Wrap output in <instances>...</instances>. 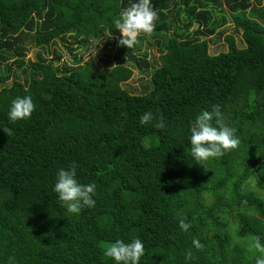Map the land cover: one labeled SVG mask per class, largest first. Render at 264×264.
Here are the masks:
<instances>
[{
  "label": "trees",
  "instance_id": "16d2710c",
  "mask_svg": "<svg viewBox=\"0 0 264 264\" xmlns=\"http://www.w3.org/2000/svg\"><path fill=\"white\" fill-rule=\"evenodd\" d=\"M134 2L0 0V264H116L103 246L134 238L145 244L141 264H256L261 255L263 0H151L155 28L128 48L116 22ZM229 20L245 46L226 34ZM204 36L228 49L212 54ZM135 70L150 74L140 94L123 87ZM25 95L31 118L10 122L12 100ZM215 105L240 143L201 165L190 125ZM147 111L167 127L142 126ZM73 164L80 183L96 184V206L79 214L53 191Z\"/></svg>",
  "mask_w": 264,
  "mask_h": 264
},
{
  "label": "clouds",
  "instance_id": "9594fccd",
  "mask_svg": "<svg viewBox=\"0 0 264 264\" xmlns=\"http://www.w3.org/2000/svg\"><path fill=\"white\" fill-rule=\"evenodd\" d=\"M157 20L158 14L151 0H136L116 22V28L121 34L119 45L132 48L141 34L149 35L153 32ZM34 110L35 105L31 96L16 97L11 102L8 120L15 123L30 119ZM140 124L142 126L151 124L158 129L167 127L164 118L157 117L151 111L142 114ZM3 130L7 134L11 133L10 128ZM190 133V154L196 163L201 165H205L211 158L223 155L226 150L236 149L240 143L236 129L224 122L219 105L213 106L211 111H201L191 122ZM77 175L75 164L67 169L61 168L57 172L53 186L60 206L73 214H79L84 208L96 206L94 199L96 184H82L77 179ZM179 227L187 231L191 225L185 220H180ZM193 245L197 249L203 247L199 240H193ZM256 248L261 253L256 259V264H264V247L257 244ZM103 251L104 256L111 258L116 264H141L142 257L146 254L145 244L140 238H134L130 242L122 239L108 242L103 246Z\"/></svg>",
  "mask_w": 264,
  "mask_h": 264
},
{
  "label": "rangeland",
  "instance_id": "374dc122",
  "mask_svg": "<svg viewBox=\"0 0 264 264\" xmlns=\"http://www.w3.org/2000/svg\"><path fill=\"white\" fill-rule=\"evenodd\" d=\"M264 5V0L261 4V6ZM228 9V6L226 5L224 7V9ZM249 14V13H248ZM261 21H264V17L260 18ZM223 29H226L227 33H232L234 34V37L236 39V42L238 44V46L243 47L245 46V42L244 39L241 37V33H236L235 29H234V24L232 22V20H229V22L223 26ZM204 39L210 41V52L212 54H218L222 51H226L228 49V45L226 43V41L224 40V38H220V40H218V38H214L213 36H204ZM214 39V41H212ZM60 42L61 40L58 39ZM148 42V41H147ZM67 43L61 42L60 45H58L56 47L57 50L61 51L64 50V46ZM148 47V59L154 64V65H159V54L160 52L156 49V47L152 44L148 45V43H145ZM71 47H74L73 44L70 45ZM40 50V48L38 47H32L31 50L29 51L27 58H32V59H36V54L38 53V51ZM51 50H55L54 47L50 48ZM101 51V49H99V51H97V54ZM43 52V51H42ZM83 50L80 52L81 54H83ZM44 56H51L49 54H47L46 52H43ZM16 57H11L10 61L14 60ZM87 58V57H86ZM150 80V74H140L137 70L134 71V74L132 76V78L130 80H128L127 82L123 83V87L128 90L129 92L133 93V94H140L142 93L143 89H144V85L147 83V81ZM11 83V81H9L7 83V85H9Z\"/></svg>",
  "mask_w": 264,
  "mask_h": 264
}]
</instances>
